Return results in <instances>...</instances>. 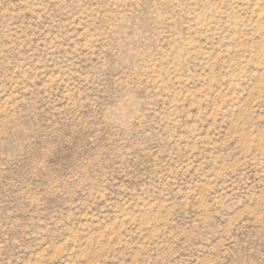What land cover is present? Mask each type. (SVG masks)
Returning <instances> with one entry per match:
<instances>
[{
	"label": "rangeland",
	"instance_id": "1",
	"mask_svg": "<svg viewBox=\"0 0 264 264\" xmlns=\"http://www.w3.org/2000/svg\"><path fill=\"white\" fill-rule=\"evenodd\" d=\"M0 264H264V0H0Z\"/></svg>",
	"mask_w": 264,
	"mask_h": 264
}]
</instances>
